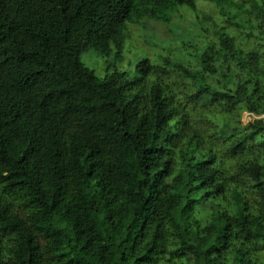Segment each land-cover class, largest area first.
Instances as JSON below:
<instances>
[{"label": "trees", "instance_id": "trees-1", "mask_svg": "<svg viewBox=\"0 0 264 264\" xmlns=\"http://www.w3.org/2000/svg\"><path fill=\"white\" fill-rule=\"evenodd\" d=\"M182 5L0 0V264H264L262 54L221 30L197 66L116 64Z\"/></svg>", "mask_w": 264, "mask_h": 264}, {"label": "rangeland", "instance_id": "rangeland-1", "mask_svg": "<svg viewBox=\"0 0 264 264\" xmlns=\"http://www.w3.org/2000/svg\"><path fill=\"white\" fill-rule=\"evenodd\" d=\"M221 30L233 36L243 51L256 50L264 57V19L255 13L252 0H223L222 4L197 0L196 10L182 5L168 24L152 19L129 24L123 61L116 64L133 73L137 61L149 56L155 60L174 57L197 66L199 52L208 42H215ZM81 60L104 77L107 64L115 62V56L113 52L104 57L90 48L82 52ZM249 119L250 114L245 113L244 121Z\"/></svg>", "mask_w": 264, "mask_h": 264}]
</instances>
